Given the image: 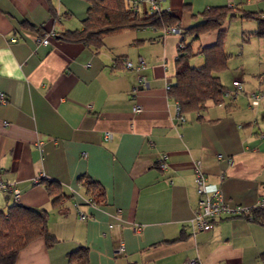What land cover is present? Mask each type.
Listing matches in <instances>:
<instances>
[{
    "label": "crops",
    "instance_id": "0c3cea01",
    "mask_svg": "<svg viewBox=\"0 0 264 264\" xmlns=\"http://www.w3.org/2000/svg\"><path fill=\"white\" fill-rule=\"evenodd\" d=\"M244 1L163 0L162 9L185 31L206 8H241ZM255 3L246 9L264 12V0ZM91 5L0 0V93L7 99L0 102V215L15 202L45 210L57 239L33 241L17 264H79L83 253V264H264L262 212L225 216L196 233L190 227L198 160L210 192L221 190L234 205L264 199V98L256 107L249 98L264 84L210 103L201 118L184 113L182 122L167 85L175 82L183 34L178 41L165 28L126 29L99 49L56 36L41 42L52 32L82 29ZM144 13H153L147 3ZM141 76L148 85H140ZM165 153L169 166L162 169ZM81 177L97 183L102 204L87 203ZM47 181L60 185L57 202ZM121 241L125 252L118 254Z\"/></svg>",
    "mask_w": 264,
    "mask_h": 264
},
{
    "label": "trees",
    "instance_id": "16d2710c",
    "mask_svg": "<svg viewBox=\"0 0 264 264\" xmlns=\"http://www.w3.org/2000/svg\"><path fill=\"white\" fill-rule=\"evenodd\" d=\"M200 16L201 22L190 26L182 33L176 60L175 82L171 84L169 90L170 96L180 103L183 114L197 112L200 115L202 111L207 110L210 103L220 104L225 101L227 89L217 72L226 66L227 61L223 48L225 29L222 26L228 16L256 19L258 21L256 34L264 36V12L220 5L206 8ZM177 24L178 17L167 10L136 14L125 0H92L82 29L70 30L55 36L68 41L85 42L99 49L104 45L107 36L126 29L138 30L148 27L164 29ZM214 31L219 33L218 40L201 46L197 51L192 43L187 44L185 41L187 35L196 40ZM198 54L205 57V62L201 66H194L190 60ZM84 180L85 178L81 177L79 183L86 189V195L92 197L97 205L102 204V191L97 183ZM46 186L54 202L63 197L56 194V189L60 186L56 181H47ZM255 211L264 214L261 210ZM42 237L46 239L48 245H53L57 241L49 230L47 211L28 207L19 202L13 203L9 206L7 214L0 215V264H17L20 252ZM84 260L85 253L78 258L79 264H83Z\"/></svg>",
    "mask_w": 264,
    "mask_h": 264
},
{
    "label": "built area",
    "instance_id": "2783aa9c",
    "mask_svg": "<svg viewBox=\"0 0 264 264\" xmlns=\"http://www.w3.org/2000/svg\"><path fill=\"white\" fill-rule=\"evenodd\" d=\"M129 3L130 9L134 13H140V5L143 3H147L150 6V9L153 12H160L162 11V1L163 0H126ZM165 33H175V34H182L183 29L179 26H171L164 29ZM55 36V33H51L41 39V42L47 44L52 37ZM183 47V45H181ZM128 68H133V63L127 61L126 63ZM141 68L145 67V62L141 59ZM139 82L141 86L148 85V79L146 76H141L139 78ZM233 86L236 88L233 94L230 91H226V95L236 97L237 93L244 92L245 88L241 80H234ZM171 84L167 85V89L170 90ZM250 103L253 107L260 105L262 99L264 98V90H254L249 93ZM0 102L7 103L6 96L3 93H0ZM142 111V107L140 104L134 105V112L139 113ZM176 111L177 117L180 121L185 122L186 117L181 111V105L178 101H176ZM9 123L5 122V125ZM104 139L109 141L113 139V133L108 131L104 134ZM40 143V142H39ZM159 165L162 169H166L169 166V156L167 153L162 154L158 159ZM231 163H233V159H231ZM41 178H38V181ZM195 180L197 185V191L199 194V201L198 206L194 212L193 217L190 219V227L193 233L198 231H202L207 229L212 225V223L217 220L221 219L225 216H243V215H251L255 210H261L264 212V199H261L256 204H231L225 198L223 192L221 190H217L214 192H210L208 190V181L205 172L202 170V163L201 161L195 162ZM79 185L82 187L81 183ZM2 187V186H0ZM12 192L14 195H19V190L17 188H13ZM86 201L89 204L96 205V202L92 197H86ZM79 217L81 220L85 221L87 219V214L83 211H79ZM253 216L251 215V218ZM137 231L141 230V226H136L135 228ZM118 254H123L125 252V244L123 241L120 242L119 246L116 248ZM196 260H191L188 264H197Z\"/></svg>",
    "mask_w": 264,
    "mask_h": 264
},
{
    "label": "rangeland",
    "instance_id": "374dc122",
    "mask_svg": "<svg viewBox=\"0 0 264 264\" xmlns=\"http://www.w3.org/2000/svg\"><path fill=\"white\" fill-rule=\"evenodd\" d=\"M255 0H245L241 7L247 10L254 7ZM221 5H228V2ZM200 16V15H198ZM196 19V18H195ZM224 32V52L227 55L226 66L217 72L221 78L226 91L231 94L235 92L233 82L235 78L242 81L244 88L252 90L264 84V36L256 34L258 21L256 19H244L240 17L228 16L222 26ZM147 31L150 29H146ZM176 40L180 41L181 34H177ZM219 33L214 31L204 34L200 39L193 40L191 35L186 36V43H192L193 48L212 44L218 40ZM194 66H201L205 62V57L198 54L191 58ZM264 86V85H263ZM242 93L236 95L238 99ZM245 97V96H244ZM246 98V97H245ZM232 96L225 95V100H231Z\"/></svg>",
    "mask_w": 264,
    "mask_h": 264
}]
</instances>
